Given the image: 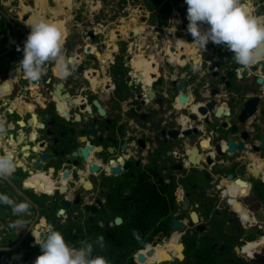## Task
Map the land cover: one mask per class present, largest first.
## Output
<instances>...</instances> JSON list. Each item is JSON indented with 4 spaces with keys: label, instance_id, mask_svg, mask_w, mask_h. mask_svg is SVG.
<instances>
[{
    "label": "flooded vegetation",
    "instance_id": "obj_1",
    "mask_svg": "<svg viewBox=\"0 0 264 264\" xmlns=\"http://www.w3.org/2000/svg\"><path fill=\"white\" fill-rule=\"evenodd\" d=\"M251 4L264 16V0ZM2 6L16 31L2 17L0 155L11 151L16 170L0 178V264H34L35 240L49 228L70 246L92 243V255L108 264H158L175 240L183 252L209 248L221 263L249 256L247 244L264 253V171L258 179L251 172L264 166L260 66L242 68L212 42L192 65L187 51L170 53L161 34L139 48H87L93 43L81 28L72 31L75 42L64 39L71 75L48 64L29 82L19 70L27 17L17 0ZM81 11L71 13L82 25ZM210 101L218 119L199 110ZM21 204L25 210L14 211ZM145 247L153 253L139 263Z\"/></svg>",
    "mask_w": 264,
    "mask_h": 264
},
{
    "label": "clouds",
    "instance_id": "obj_2",
    "mask_svg": "<svg viewBox=\"0 0 264 264\" xmlns=\"http://www.w3.org/2000/svg\"><path fill=\"white\" fill-rule=\"evenodd\" d=\"M187 5V31L193 43L204 49L209 42L222 45L232 53L234 61L242 68H250L264 58V16H256L246 0H185ZM208 27L201 31L199 25ZM23 44L19 70L29 82H38L47 72V65L54 64L55 73L66 78L71 75L73 60L66 57L64 35L54 23L38 20L31 25ZM17 51H21L17 46ZM0 125V132H3ZM16 170L14 154L6 151L0 155V178L10 177ZM7 202V201H5ZM24 205L14 211L22 212ZM41 254L34 264H108L102 256H93V245L82 242L80 247L70 246L63 235L51 228L46 238L35 240ZM97 243L104 247V237Z\"/></svg>",
    "mask_w": 264,
    "mask_h": 264
},
{
    "label": "crops",
    "instance_id": "obj_3",
    "mask_svg": "<svg viewBox=\"0 0 264 264\" xmlns=\"http://www.w3.org/2000/svg\"><path fill=\"white\" fill-rule=\"evenodd\" d=\"M30 1L29 4H25V2ZM127 0H125L126 2ZM252 0H246L249 9L254 13L257 5L251 4ZM20 5L19 14L26 15L27 21L26 25L28 30L32 23L38 20H48L52 18L56 20V24L62 31L64 35V39L71 36L72 34V27H76L77 31H80L82 28L83 32H85L89 28H96L97 22L94 21L96 14L99 12L107 13L105 18L100 19L98 23H100L101 27L99 28L100 32H103V36L106 43V48L109 50L116 51L118 47H116L119 41H126L130 39L132 36L131 31L133 29H137L139 31L138 35H134L133 39L129 40L130 44L128 47H136L139 48L144 44V39L149 36H152L154 29L153 26L144 24L145 22L151 23L153 20L155 25H158L163 28L161 33L158 34H165L164 40H172L169 42L170 44H174L177 47V50H180L182 47L181 44L185 43V49L188 54L198 53L201 48H194L192 47L191 50H188V45H192V42L186 41V37H192L191 34L187 31V5L185 0H161V2L157 5V7L153 10H149L148 7L145 5L146 0H137L134 3L127 2L124 6L125 16L124 18L109 20L108 17L112 15L113 9L115 8L117 0H84V4H82V0H74L73 3L70 4L71 0H62L61 3H58L56 8H51L47 5L46 0H17ZM80 5H87L90 7L89 11H86V24L90 26H81L79 23H74L72 20L73 14L72 9L73 7H79L80 14H84L85 11H81ZM52 10H49V8ZM165 9V13L163 14L161 11ZM54 12V16L51 13ZM152 15V17H151ZM144 20V21H143ZM156 21H161V24H158ZM107 21V23H106ZM51 22V21H50ZM187 24H184V23ZM166 23V24H165ZM148 24V23H147ZM95 25V27H94ZM201 31H204L208 26L205 24L202 26L199 25ZM145 29V31H144ZM94 30H98L97 28ZM76 31V32H77ZM116 31H120V34L117 35ZM99 32V33H100ZM153 32V33H152ZM102 34V33H100ZM193 39V37H192ZM167 44V42H166ZM166 44H164L166 46ZM173 45V46H174ZM94 46V45H93ZM138 64V63H137ZM148 67V66H147ZM147 71V68H146ZM144 80L150 82V77L147 73L144 74Z\"/></svg>",
    "mask_w": 264,
    "mask_h": 264
},
{
    "label": "water",
    "instance_id": "obj_4",
    "mask_svg": "<svg viewBox=\"0 0 264 264\" xmlns=\"http://www.w3.org/2000/svg\"><path fill=\"white\" fill-rule=\"evenodd\" d=\"M127 1L130 2V0H127ZM61 2H62V0H46L47 5H48L49 7H51V8H56V7H57V4H58V3H61ZM82 8H85L86 11H89V10H90V7L87 6V5L82 6ZM0 16H2L4 19H6V20L8 21V23H9V24L11 25V27H12V30L15 32L16 29H15L14 24H13V22L11 21L9 15H8L3 9H1V8H0ZM143 21H144V20H143ZM144 24H146V26L149 25V23L147 24L146 22H145ZM201 25L204 26L205 24H201ZM152 28H153L154 31H156L157 33H161L162 30H163L162 27H160V26H156V25L153 26ZM101 33H103V32H101ZM116 33H117V35H118V34H120V31H116ZM131 33H132V36H130V39H128V40H126V41H119V42L117 43L116 47H118V48H120V47L127 48L128 45L130 44L129 40L133 39V36H134V35H138L139 31H138L137 29H133V30L131 31ZM98 34H100L99 31H95L93 28H89V29H87V30L85 31V35L88 37V39L90 40V42L93 43L92 45H94V46L89 45L87 48H90L91 46H92V47H95V48H96V46H98V47H99V46H100V47H106V43H105V42H99V43H98V42H95V41H96V37H97ZM76 40H77V39H76ZM193 46H194L195 48H198V46H197L196 44H193ZM132 48H134V47H132ZM168 50H169V52L172 53L173 55L177 52V49H176L173 45H169V46H168ZM180 51H181L182 53H184V52H186V49H185L184 47H181V48H180ZM195 54H196V53H195ZM195 54L193 53V54H191V55L188 56V59L191 61V64H192V65L197 64L198 61H199L198 56L195 55ZM255 65H256V66H260V67L262 68V71L264 72V58L260 59ZM151 75L153 76V74H151ZM258 82H261V79H260V78H258ZM179 97H180V100H181V101H184V100L186 99V98L183 97L182 95H179ZM262 100H264V94H263V99H262ZM262 106H263L262 108H264V104H262ZM199 110L202 111L204 114L208 112V115H210V116L215 117V118L218 119V113H217V110H216V111L213 110V101L208 102L204 107H200ZM242 121H243V120H242ZM229 145H230V149L232 150V149H233V143L230 142ZM259 148L264 149V135L261 137V144H260V147H259ZM260 171H264V166H261V167H255V168H252V169H251V172H252V174H253V177L256 178V179H258ZM261 184H262V183H261ZM117 221H118V219H117ZM173 228H174V229L177 228L176 222H175V224L173 225ZM178 244L180 245L181 250H183V245H182L181 243H178ZM251 245H252V244H247L248 247L251 246ZM251 248H253V247H251ZM144 252H145V255H144V254H138V258H137V259H138V262H139V263H144V262H145V259H146L147 257H149V256L152 255V253H153V249H152L151 247H145V248H144ZM259 256H260V253H259L258 251H254L252 257L255 259V258H259ZM183 257H184V256H183L182 252H180V255H177V258H178L179 260H182ZM170 259H171V256L168 255V258H166V259H165V258H164V259H160L159 261H156V263H161L162 261H168V260H170Z\"/></svg>",
    "mask_w": 264,
    "mask_h": 264
},
{
    "label": "trees",
    "instance_id": "obj_5",
    "mask_svg": "<svg viewBox=\"0 0 264 264\" xmlns=\"http://www.w3.org/2000/svg\"><path fill=\"white\" fill-rule=\"evenodd\" d=\"M161 2V0H146L145 5L148 7L149 10H153L157 7V5ZM0 8L5 9L2 4L0 3ZM165 9H163V12L165 13ZM152 17V15H151ZM154 21H151V25H153ZM158 24H161V21H156ZM6 21L0 17V32L5 31L7 25ZM254 191L258 194V185L254 184L253 186ZM249 243H252V240H248ZM172 247L174 253L178 255L180 253V245L177 244L175 245L170 244ZM253 244L250 246V250H252ZM142 247V246H141ZM175 247V248H174ZM140 247L135 248L134 250L138 249ZM210 249L209 248H194V247H189L184 250V258L182 260L175 259L174 262H171L170 264H264V253H260L259 258H253L251 255L250 256H244L243 258H238L234 260L233 262L231 261H226V263H221L216 261L215 255L210 254ZM251 254V253H250ZM162 259L159 257L158 261ZM125 264H135L131 260H128Z\"/></svg>",
    "mask_w": 264,
    "mask_h": 264
},
{
    "label": "rangeland",
    "instance_id": "obj_6",
    "mask_svg": "<svg viewBox=\"0 0 264 264\" xmlns=\"http://www.w3.org/2000/svg\"><path fill=\"white\" fill-rule=\"evenodd\" d=\"M6 1H12V0H0V3L1 4H4ZM130 1H132V0H130ZM135 1H137V0H135ZM160 1V0H159ZM128 1H126L125 2V0H117V3H115L116 4V6H115V8L113 9L114 11H113V13H112V15H110L109 17H108V19L109 20H113V18L116 20V19H120V18H124V16H125V11H124V6L126 5V3H127ZM82 4H84V0H82ZM6 5V4H5ZM57 6H59L60 7V5H57ZM49 8V7H48ZM49 10H51L50 8H49ZM52 11V10H51ZM163 14H164V12H163V9H162V11H161ZM51 15H55L54 14V12H52L51 13ZM96 15H98L99 17H101V19L103 18H105L104 16H106V13H102V12H99V13H97ZM106 19V18H105ZM149 20H150V18H148ZM148 19H147V23H149L148 22ZM48 22H50L51 21V23H56L57 21L56 20H53L52 21V18H49L48 20H47ZM107 23V22H106ZM80 24V23H79ZM166 24V23H165ZM184 24H187L186 22L184 23ZM149 25L151 26V24L149 23ZM81 26H90V25H87V24H82ZM152 26H155V24H153ZM156 26H158V25H156ZM73 28V27H72ZM74 32L73 33H75L77 30L76 29H74L73 30ZM144 31H145V29H144ZM71 34V36H69V37H67V38H70L73 42H75L74 40L75 39H77V37H76V35L75 34ZM139 34H141V33H139ZM99 37L101 38L102 37V35H99ZM97 41V40H96ZM95 41V42H96ZM165 42H167V43H169V42H171L172 40H164ZM144 43H146V44H149V37H147L146 39H144ZM193 44H195V43H193V40H192V45H188V50H191V48L192 47H194L193 46ZM171 45H173L172 43H171ZM93 46V45H92ZM192 46V47H191ZM96 47H98V46H96ZM175 47V46H174ZM94 48V47H93ZM176 49H177V47H175ZM195 48V47H194ZM196 49V48H195ZM167 50H168V47H167ZM169 51V50H168ZM195 54V53H194ZM195 55H198V54H195ZM251 207V211H254V210H256V207H257V204L255 203V204H253V205H251L250 206ZM176 241V240H175ZM177 243H179V241L177 240ZM164 244H166V243H164ZM163 244V245H164ZM177 246V245H176ZM175 246V247H176ZM158 247V246H157ZM174 247V248H175ZM254 251H258V250H255V249H253V250H250V252H251V256H253V253H254ZM181 252H182V254H183V251L181 250ZM259 252V251H258ZM167 254L168 255H170V256H172V255H176L172 250H170V252H167ZM177 256V255H176ZM164 258H167V256L166 255H164V257L162 258V259H164ZM175 260H172V259H170V260H168V261H162L161 263H158V264H170L171 262H174Z\"/></svg>",
    "mask_w": 264,
    "mask_h": 264
},
{
    "label": "built area",
    "instance_id": "obj_7",
    "mask_svg": "<svg viewBox=\"0 0 264 264\" xmlns=\"http://www.w3.org/2000/svg\"><path fill=\"white\" fill-rule=\"evenodd\" d=\"M7 3H8V1H6L4 4H7ZM94 27H95V25H94ZM100 27H101L100 23H97V27H96V28H97L98 30H95V31H99V30H100V29H99ZM96 28H94V29H96ZM99 32H100V31H99ZM100 33H101V32H100ZM152 33H153V32H152ZM156 34H157V32L153 33L152 36H156ZM162 35H163V34H162ZM164 35H165V34H164ZM164 35H163V37H164ZM163 43L166 44V42H165L164 40H163ZM169 45H171V44H170V43H167V44H166V47H168ZM173 45H174V44H173ZM174 46H175V45H174ZM175 47H176V46H175ZM159 245H160V244H158V246H159ZM249 256H250V255H249Z\"/></svg>",
    "mask_w": 264,
    "mask_h": 264
},
{
    "label": "bare ground",
    "instance_id": "obj_8",
    "mask_svg": "<svg viewBox=\"0 0 264 264\" xmlns=\"http://www.w3.org/2000/svg\"><path fill=\"white\" fill-rule=\"evenodd\" d=\"M181 46H182V47H185V43L181 44ZM175 242H176V241H175ZM175 242H174V243H171V244L176 246L177 243H175ZM161 253H164V252H161Z\"/></svg>",
    "mask_w": 264,
    "mask_h": 264
}]
</instances>
